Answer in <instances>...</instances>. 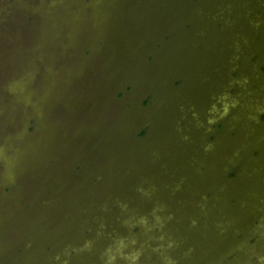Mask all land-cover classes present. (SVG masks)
I'll return each mask as SVG.
<instances>
[{
	"label": "rangeland",
	"instance_id": "374dc122",
	"mask_svg": "<svg viewBox=\"0 0 264 264\" xmlns=\"http://www.w3.org/2000/svg\"><path fill=\"white\" fill-rule=\"evenodd\" d=\"M259 7L255 0H0V264H42L37 259L55 248L49 234L65 224L58 210H76L84 193L107 194L99 178L110 174L108 162L122 164L112 196L129 192L118 184L127 169L150 195L172 198L165 185L187 177L199 146L211 143L203 158L216 174L225 143L237 136L223 142L227 119L215 129L217 93L202 107L227 74L234 81L245 71V94L264 81L260 64L259 76L249 73L253 55L247 64L240 55L237 73L228 61L237 46L264 49V23L243 18L237 25L238 10L248 16ZM227 10L234 17L213 24ZM190 103L197 109L188 120ZM44 199L51 204L42 206ZM241 215L237 221L245 223Z\"/></svg>",
	"mask_w": 264,
	"mask_h": 264
},
{
	"label": "water",
	"instance_id": "95a60500",
	"mask_svg": "<svg viewBox=\"0 0 264 264\" xmlns=\"http://www.w3.org/2000/svg\"><path fill=\"white\" fill-rule=\"evenodd\" d=\"M255 1L260 2L262 8H257L248 16H243V11L238 10L236 16L240 18V23L237 25L241 26L243 18L255 25L264 23V0ZM258 11L260 13L254 19L253 15ZM232 15L234 17V13L227 10L221 14V19L218 18L221 21L217 19L213 24L229 22L228 18ZM234 37L237 46L242 38L240 32H236ZM229 39H224L221 45H227ZM244 50L238 46L234 49L228 60L229 72L237 73V59L246 54L244 64H247L249 56H255V65L249 66V73L252 77L257 76L256 67L264 65V49H253L249 54ZM192 70L195 72L196 68ZM244 73L240 71L236 74L234 81L228 80L227 74L225 82L205 100L202 107L205 109L217 93L222 103H219L220 114L215 113L213 121L220 123L221 120H228L223 142L233 139V133L237 136L232 144L225 143L227 149L219 160L216 174L209 170L208 159L205 161L203 158L209 154L211 143L199 146V160L189 161L195 164L187 177L177 175L173 183L165 185V191L170 193L168 197L172 198L160 199L150 195V189L143 183L127 176V169L123 170L125 176L118 180V184L129 192H117L112 196V179L115 180L122 164L118 161L112 166L108 162L110 174L99 178L100 189L101 186L106 188L108 196L105 198L107 194L94 190L90 195H81L82 203L76 210L60 208L58 211L65 224L55 227L52 236L49 234V243L55 248L52 253L41 257L43 260L37 259L36 263L264 264V235L260 232L264 227V123L258 125L256 121L257 114L264 111V81H255L254 91L245 94L248 79ZM228 90L233 92L231 98H228ZM180 105L179 97L175 106ZM195 106V103L187 104L184 119L189 118L188 111L197 109ZM194 144L193 140L190 150ZM250 150L256 151L254 158L249 157ZM236 160L241 162H234ZM229 166H238L236 177L225 183L223 176ZM173 168L166 169L165 175L171 174ZM157 188L161 190V186ZM130 200L133 201L131 205ZM41 204L45 207L51 202L44 199ZM241 212L247 217L245 223L237 221L243 217ZM223 233L228 234L227 239H219ZM242 233H246L244 238L240 236ZM237 235L238 241L234 239ZM249 239H253L252 244L247 246Z\"/></svg>",
	"mask_w": 264,
	"mask_h": 264
},
{
	"label": "trees",
	"instance_id": "16d2710c",
	"mask_svg": "<svg viewBox=\"0 0 264 264\" xmlns=\"http://www.w3.org/2000/svg\"><path fill=\"white\" fill-rule=\"evenodd\" d=\"M252 58H253V60H254V59H255V56H253ZM260 70H261V71H264V65H262V66L260 67ZM261 118H264V115H263ZM220 127H221V124L218 123V125L215 127V129L218 130ZM140 134H143V131H142ZM212 139H213V136H212ZM227 170H229L227 176H228L229 178H231V180H232L233 178L236 177V172H237V169H236V168L234 169V168H231V166H229V167L227 168Z\"/></svg>",
	"mask_w": 264,
	"mask_h": 264
}]
</instances>
